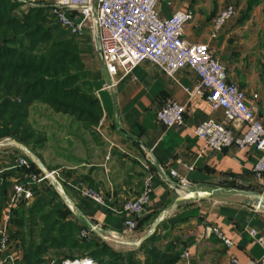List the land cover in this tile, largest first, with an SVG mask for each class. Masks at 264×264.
Here are the masks:
<instances>
[{"label": "crops", "instance_id": "0c3cea01", "mask_svg": "<svg viewBox=\"0 0 264 264\" xmlns=\"http://www.w3.org/2000/svg\"><path fill=\"white\" fill-rule=\"evenodd\" d=\"M247 1L219 0L214 4L211 0H162L158 10L165 17H170L179 9L193 12L194 18L186 27L185 38L191 42L207 43L216 50L218 59L228 67L230 80L245 91L248 104L264 118V26H253L255 18L260 21L259 12L264 18V7L258 5L247 12ZM228 3L235 4L238 11L215 33L214 18ZM67 13L72 15L74 12L67 10ZM79 41L85 67L98 79L96 90L104 110L101 118L104 124L102 127L99 125L96 137L92 136L82 144L80 154L66 151L55 167H47L41 154L38 152V156L35 153L41 164L60 170L71 181H81L101 192L111 206L120 209L126 200L142 192L147 176L142 161L145 148L151 150L155 157L152 167L153 194L141 218L159 211L154 222L161 216L162 221L181 214L189 215L174 227L168 221L163 230L172 232L170 239L181 237L182 244H186L185 249L190 252L187 260L181 258L177 264H230L231 255H235L241 263L256 259L264 264V246L250 233L254 229L259 235H264V210L255 209L259 200L264 204V180L257 179L253 172L260 153L252 147L237 148L234 145L222 151L205 148V142L195 133L196 126L210 117L223 119L224 112L213 109L204 96L190 95L187 88L194 90L198 86L197 74L181 70L175 78H170L147 61L136 66L116 89L107 90L104 86L109 77L98 50L91 42L90 33L86 32ZM168 98L186 108L182 128H166L156 118L157 109ZM7 137H0V149L9 147L14 151L11 167L18 168L17 155L22 154L23 147H28L10 144L6 141ZM192 163L194 169L189 171L187 166ZM159 166L177 169L196 184L197 190L211 191L212 196L185 200L166 214V203L177 193L160 179L157 174ZM28 173L14 174L8 180L26 181ZM43 186L52 185L43 182L36 189L41 190ZM57 192L70 210L68 219L75 222L85 219L89 228L83 229L92 230V236L100 240L113 241L117 250L136 249L152 229L154 222L144 229L136 228L133 233L126 234L125 214L96 204L68 185L65 186V197ZM68 200L75 205V211L69 207ZM2 215L1 212L0 218ZM209 227L222 230L232 240L233 246L227 247L216 235L208 236ZM112 232H117L118 238H113ZM108 243L114 247L111 242ZM140 257L143 259L144 255Z\"/></svg>", "mask_w": 264, "mask_h": 264}, {"label": "built area", "instance_id": "2783aa9c", "mask_svg": "<svg viewBox=\"0 0 264 264\" xmlns=\"http://www.w3.org/2000/svg\"><path fill=\"white\" fill-rule=\"evenodd\" d=\"M34 4L38 0H22ZM51 5L59 25L71 36L81 39L86 32L91 35V42L98 50L103 67L109 77L104 89L114 90L121 81L130 75L134 68L143 62H151L170 78H175L181 70H190L197 74L199 84L190 95L204 96L213 109H222L223 119L213 117L203 120L195 128V133L205 142V148L222 151L232 145L237 148H255L260 156L253 172L257 179L264 180V118L259 116L255 107L247 102L243 89L230 80L228 67L217 56L216 50L207 43L191 42L185 38L187 25L193 20L191 10H176L170 17H165L158 10L162 0H43ZM67 10L74 12L72 15ZM237 7L233 3L224 6L214 18L215 33L236 15ZM185 106L173 98H168L156 111V118L166 128H182L185 125ZM103 125V120L99 124ZM98 125V130L100 129ZM10 144H17L7 137ZM17 155L16 166H30V150L23 147ZM142 165L147 171L142 192L135 198L126 200L120 209L111 206L99 191L87 187L81 181L67 179L60 170L40 166V172L28 174L26 181L12 180L0 218V264H25L24 251L17 240L11 238L10 228L13 211L22 203H30L35 198L36 188L48 182L63 196L65 186H70L82 196L93 200L108 210L125 214L124 233H133L139 219L144 215L147 204L153 194V165L155 157L146 149ZM174 160V159H173ZM177 161L180 162L178 159ZM34 162V161H33ZM194 163L187 166L194 169ZM2 172V171H1ZM157 174L169 189L177 195L187 194L196 189V184L175 168L159 166ZM0 185V201L2 200ZM65 197V196H64ZM68 199V198H66ZM69 207L75 211V205L68 200ZM264 210L262 200L255 206ZM92 230L82 229L81 236H92ZM250 233L264 246V235L254 229ZM206 234L216 235L224 245L232 247L233 242L218 227H209ZM118 238L117 232L111 233ZM190 256L185 249L181 258ZM230 264H260L256 259L241 263L231 255ZM50 264H57L52 261ZM58 264H101L91 257L64 258Z\"/></svg>", "mask_w": 264, "mask_h": 264}, {"label": "trees", "instance_id": "16d2710c", "mask_svg": "<svg viewBox=\"0 0 264 264\" xmlns=\"http://www.w3.org/2000/svg\"><path fill=\"white\" fill-rule=\"evenodd\" d=\"M247 2V12L258 5L264 7V0ZM22 5V0H0V137L9 136L32 146L40 156L37 145H42L45 137L36 135L30 121L34 103L73 116L89 130L99 123L104 110L96 94L97 77L86 69L75 36L65 35V30L49 19L51 5L44 3L27 11ZM29 160V167H0V213L11 185L8 178L40 172V167ZM52 187L35 189L37 197L30 205L22 203L14 208L10 233L11 238L23 243L25 264H58L64 258L86 256L101 264H177L181 259L186 244L181 237L170 239L172 232L163 230L168 221L174 227L189 215L165 218L136 249L117 250L99 237L81 236V230L89 225L85 219L75 222L67 218L70 210ZM176 197L164 208L171 207ZM160 212L141 218L137 229L153 223ZM51 250H56L57 257L45 258Z\"/></svg>", "mask_w": 264, "mask_h": 264}, {"label": "rangeland", "instance_id": "374dc122", "mask_svg": "<svg viewBox=\"0 0 264 264\" xmlns=\"http://www.w3.org/2000/svg\"><path fill=\"white\" fill-rule=\"evenodd\" d=\"M211 1L214 4H217L219 0ZM240 1L241 3H243L246 0H239V2ZM23 2L24 5H22V8L25 11H27L29 7L47 3L43 0H38L34 4L27 3L25 1ZM258 18L260 19V21H258L256 18L254 20L253 26L255 28H260L261 26H264V18L261 12L258 13ZM49 19L51 20V22H55L59 25L57 17L52 11L50 12ZM64 33L67 36H71L68 32H66V30L64 31ZM75 39L80 44L79 39H77L76 37ZM30 121L36 130V135L45 137L44 143L42 145H37L38 147L36 150L41 154L43 161L46 163L45 165L50 168L55 167L57 165V161L63 158V154H66V151L69 152V154H80L82 144L86 143L87 140H89L90 138L92 139L93 137H96L98 135V125L100 124L101 120L97 125H94L92 127V130H89L85 128V126L81 122H78L73 116L56 112L50 107H48L46 104L38 102L34 103L31 108ZM31 147L32 146H29L28 148L31 149ZM9 149V147H2L0 149L3 150L0 152V167H5L6 165L14 164V151H11ZM5 150L8 151L5 152ZM167 209L169 210L172 208ZM13 239L17 240V244L20 245L23 249V243L21 242V240L17 239V237H13ZM107 241L111 242L114 247L117 248L116 244L113 241ZM53 256H55V258L57 257L56 250L49 251L46 254L45 258H52Z\"/></svg>", "mask_w": 264, "mask_h": 264}, {"label": "water", "instance_id": "95a60500", "mask_svg": "<svg viewBox=\"0 0 264 264\" xmlns=\"http://www.w3.org/2000/svg\"><path fill=\"white\" fill-rule=\"evenodd\" d=\"M14 142L17 144V145H20L22 146V144L16 140H14ZM33 161L35 163H37L38 165H42L41 162L39 161V159L37 158V156L35 155L34 152H31L30 153ZM213 192L211 191H207V190H192L190 192H188L187 194H183V195H178L175 199V202L172 204L171 208L172 209H169V210H166V214H169L172 212V210L176 207L177 203L180 202V201H185V200H197V199H201V198H207V197H210L212 196ZM162 217V216H161ZM160 218H158L154 223H153V226H152V229L151 231L149 232L148 235L152 234L154 232V230L156 229V227L158 226V224L160 223ZM147 236H145L143 239H145ZM142 239V240H143ZM141 240V242H142Z\"/></svg>", "mask_w": 264, "mask_h": 264}]
</instances>
